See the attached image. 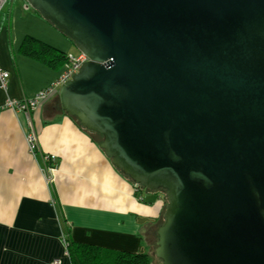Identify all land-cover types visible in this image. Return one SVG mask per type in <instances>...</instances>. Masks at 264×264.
Segmentation results:
<instances>
[{
    "label": "water",
    "instance_id": "95a60500",
    "mask_svg": "<svg viewBox=\"0 0 264 264\" xmlns=\"http://www.w3.org/2000/svg\"><path fill=\"white\" fill-rule=\"evenodd\" d=\"M86 62L57 90L134 186L162 264H264V0H24Z\"/></svg>",
    "mask_w": 264,
    "mask_h": 264
},
{
    "label": "crops",
    "instance_id": "0c3cea01",
    "mask_svg": "<svg viewBox=\"0 0 264 264\" xmlns=\"http://www.w3.org/2000/svg\"><path fill=\"white\" fill-rule=\"evenodd\" d=\"M25 37L67 55L78 53L24 0H9L0 12V70L9 75L5 90L0 88V264H69L64 234L76 242L147 253L162 201L152 191L134 193V184L100 148L101 137L57 107V90L30 115L33 156L24 115L1 109L7 98H31L61 74L62 67L52 70L18 53ZM46 154L57 158L50 184L40 171Z\"/></svg>",
    "mask_w": 264,
    "mask_h": 264
},
{
    "label": "trees",
    "instance_id": "16d2710c",
    "mask_svg": "<svg viewBox=\"0 0 264 264\" xmlns=\"http://www.w3.org/2000/svg\"><path fill=\"white\" fill-rule=\"evenodd\" d=\"M36 13L38 14V12ZM18 53L31 58L52 70H58L68 62L67 54L30 37H25L22 40ZM55 101L57 107L60 108L57 95ZM72 118L80 127H82L76 118ZM133 188L135 194L141 190V188H138L137 186H133ZM66 250L69 264H151L152 257H155L154 251L153 254H151L149 252L138 253L108 249L88 243L76 242L70 240L68 236L66 239Z\"/></svg>",
    "mask_w": 264,
    "mask_h": 264
},
{
    "label": "built area",
    "instance_id": "2783aa9c",
    "mask_svg": "<svg viewBox=\"0 0 264 264\" xmlns=\"http://www.w3.org/2000/svg\"><path fill=\"white\" fill-rule=\"evenodd\" d=\"M8 0H0V12L2 11L5 4ZM68 62L62 67L61 74L59 78L49 87L37 92L33 97L25 99L23 101H17L14 99L7 98L1 106V109H8L12 112L22 113L27 122V132H26V143L28 146V152L32 154V156L37 151V141L35 134L32 130V122L30 119L31 113L37 108L40 102L44 101L49 94L58 90V88L64 84L65 82L70 80V74H75L78 72V69L82 66L84 62L87 61L86 57L80 53L76 55L68 54L67 55ZM8 73L0 70V88L5 90L6 88V80L8 78ZM57 166V158L54 155L46 154L42 156V167L40 171L43 174L44 180L46 184H50L52 181V175L56 170ZM62 243L64 246V255L67 257L66 250V239L67 236H62ZM49 264H61L60 260L54 259Z\"/></svg>",
    "mask_w": 264,
    "mask_h": 264
},
{
    "label": "rangeland",
    "instance_id": "374dc122",
    "mask_svg": "<svg viewBox=\"0 0 264 264\" xmlns=\"http://www.w3.org/2000/svg\"><path fill=\"white\" fill-rule=\"evenodd\" d=\"M9 1V0H8ZM35 137H36V135H35ZM144 193V194H146L147 192H146V190H141L140 191V193ZM152 194H154L155 196H156V199H157V201H162V203H163V210H162V212L160 213V215H159V219H158V221H157V223L155 224V227H154V232H155V230L156 229H158L157 227L159 226V225H161V223L163 222V220H164V216H163V213H164V211H165V208H166V204H167V197H166V195L164 194V193H162L161 191H159V192H156V193H152ZM163 198H164V200H163ZM157 231V230H156ZM65 235V234H64ZM156 240V239H155ZM155 240H153L151 243H152V245L150 246V248H149V250H148V252L149 253H151V254H153V251H154V247H155V244H154V242H155ZM147 241H148V238H147ZM61 262V261H60ZM151 264H162V263H160V261L157 259V258H155L154 256L152 257V261H151Z\"/></svg>",
    "mask_w": 264,
    "mask_h": 264
}]
</instances>
